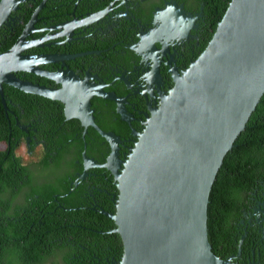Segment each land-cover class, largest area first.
Wrapping results in <instances>:
<instances>
[{"label":"water","instance_id":"1","mask_svg":"<svg viewBox=\"0 0 264 264\" xmlns=\"http://www.w3.org/2000/svg\"><path fill=\"white\" fill-rule=\"evenodd\" d=\"M17 1L0 0V25ZM43 2L14 44L0 53L3 109L1 84L57 101L65 119L79 120L84 170L105 169L117 188L115 213H100L115 224L111 231L122 247L118 264H234L233 257L219 259L210 251L206 205L224 155L264 92V0H230L203 50L181 73L169 55L170 46L187 38L197 15H184L172 2L154 11V29L137 34L138 44L130 46L145 59L143 79L160 98L141 132L132 129L122 98L73 76L62 63L95 51L22 54L30 47L68 43L72 28L100 20L112 11L113 2L96 14L34 30V15ZM154 45H160V52H154ZM54 63L61 65L59 72L38 67ZM17 72L44 78L58 88L21 80ZM87 127L109 145L102 164L82 152ZM261 237L264 240V224Z\"/></svg>","mask_w":264,"mask_h":264},{"label":"trees","instance_id":"2","mask_svg":"<svg viewBox=\"0 0 264 264\" xmlns=\"http://www.w3.org/2000/svg\"><path fill=\"white\" fill-rule=\"evenodd\" d=\"M109 1L99 0L92 10L103 8ZM174 1L183 3L188 11L201 6L198 29L201 40L193 60L209 41L230 0ZM161 3L162 0H158L149 8L145 7V11L135 9L132 15L146 22L152 18V6H161ZM71 6L65 0L56 11L54 23L69 20L67 13ZM128 27L126 23L123 30ZM128 31L121 37L132 34L131 42H135L138 37L131 27ZM124 39L128 41L127 37ZM12 42L0 47V52L7 50ZM110 44L111 41H106V45L95 48L103 49ZM123 50L135 54L126 47ZM113 54L109 49L100 55L111 60L115 57ZM188 60L184 59L186 66ZM23 74V77L21 73L15 76L33 84L51 83ZM1 91L6 110L0 102V264H118L122 247L119 236L111 231L115 224L100 213H115L117 188L105 169L84 170L80 149L83 127L79 120L65 119L63 105L57 101L4 84ZM22 126H26L27 131ZM131 126L138 129L135 122H131ZM20 146L25 149V158L17 152ZM83 151L86 158L102 164L110 148L87 127ZM83 171L85 175L78 178ZM262 189L264 92L224 155L208 193L206 237L215 257L224 259L235 256L237 251L241 252V258L249 255L259 234L251 229L250 234L239 241L241 210L260 196Z\"/></svg>","mask_w":264,"mask_h":264},{"label":"flooded vegetation","instance_id":"3","mask_svg":"<svg viewBox=\"0 0 264 264\" xmlns=\"http://www.w3.org/2000/svg\"><path fill=\"white\" fill-rule=\"evenodd\" d=\"M41 1L42 0H18L16 2L14 9L8 13V19L0 25V47L12 40V45L14 44L26 23L29 21L33 10ZM98 1L99 0H68V3L72 4L70 12L67 13L70 16L69 20L61 23H54L56 11L65 0H44L40 9L34 15L31 28L34 30L49 28L73 19L96 14L109 6L114 0H110L103 8L92 10V6H98ZM157 2L158 0H115L110 7L112 11L100 20L84 26L72 28L71 38L68 43L30 47L22 51V54L35 56L72 55L86 51H95L78 55L71 60H64L62 63L73 76L104 86L103 88L107 91L122 98L124 111L130 117V122H135L138 125V129H132L141 132L151 110L158 107L160 98L156 90L143 79V75L146 72L145 59L132 50L138 56V58H136L137 56L135 54L130 55L124 52L123 48L126 47L130 49L131 45L138 44L140 36L137 34L154 29V11L162 10L164 8V3L168 2H172L175 6L179 5L180 11L188 17L197 15L193 22L195 28L187 30V38L182 42H174L170 46L169 55L174 59L175 68L178 72L181 73L188 66L184 64L185 58H189L188 64L194 60L191 59L197 52L199 48L198 42L201 40L198 31L200 27V18L202 16L201 6L198 7V10L188 11L183 7V3H177L174 0H162L161 6H152V18L150 20L142 22L140 19L133 17L131 11L138 8L144 10L145 7L149 8L152 3ZM126 23L132 28L134 35L138 37L135 42H131L132 34L121 37L122 34H128L129 32V27L125 31L123 30ZM126 37L128 41H125L124 38ZM106 41H111L112 44L103 49L95 48L102 44L106 45ZM116 46L119 49H114ZM109 49H112L113 55H115V57H113L114 59H111L112 61L109 58H105V55H100ZM154 52H160V45H154ZM87 56H90L89 58H91V60ZM67 61H71V63H67ZM38 67L48 72H59L61 65L59 63L42 64ZM17 73H21L22 77L24 76L22 72ZM41 86L58 88V85L53 82L41 84ZM135 115H140L141 117ZM26 126H24V128L22 126V129H25ZM25 131L27 130L25 129ZM251 193L252 195H256L255 192ZM259 195L260 196H256L254 201H251L249 206L241 210L242 220L239 221V224L242 226V234L239 241L244 239L248 233L250 234L251 229H255L258 232V240L253 243L249 255L246 254L241 258V252L239 251L237 256H230L233 257L231 262L234 264H264V240L261 237V230L264 224V189H262ZM111 264H113V262Z\"/></svg>","mask_w":264,"mask_h":264},{"label":"rangeland","instance_id":"4","mask_svg":"<svg viewBox=\"0 0 264 264\" xmlns=\"http://www.w3.org/2000/svg\"><path fill=\"white\" fill-rule=\"evenodd\" d=\"M18 154H20L21 156H23L24 158L26 157L25 155V149L23 146H20V148L18 149Z\"/></svg>","mask_w":264,"mask_h":264}]
</instances>
